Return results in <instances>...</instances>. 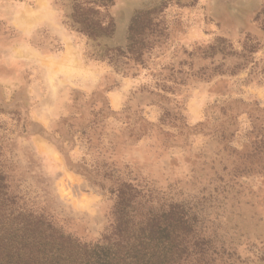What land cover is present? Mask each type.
<instances>
[{
  "label": "rangeland",
  "instance_id": "obj_1",
  "mask_svg": "<svg viewBox=\"0 0 264 264\" xmlns=\"http://www.w3.org/2000/svg\"><path fill=\"white\" fill-rule=\"evenodd\" d=\"M0 173L80 241L123 193L264 264V0H0Z\"/></svg>",
  "mask_w": 264,
  "mask_h": 264
},
{
  "label": "trees",
  "instance_id": "obj_2",
  "mask_svg": "<svg viewBox=\"0 0 264 264\" xmlns=\"http://www.w3.org/2000/svg\"><path fill=\"white\" fill-rule=\"evenodd\" d=\"M4 181L0 173V264H211L196 215L180 203L141 212L139 202L120 193L110 232L90 243L20 207Z\"/></svg>",
  "mask_w": 264,
  "mask_h": 264
}]
</instances>
